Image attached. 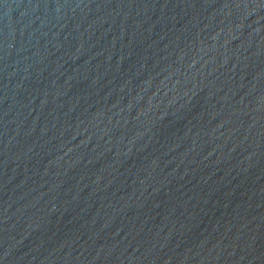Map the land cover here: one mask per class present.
<instances>
[{
    "label": "water",
    "instance_id": "1",
    "mask_svg": "<svg viewBox=\"0 0 264 264\" xmlns=\"http://www.w3.org/2000/svg\"><path fill=\"white\" fill-rule=\"evenodd\" d=\"M0 264H264V0H0Z\"/></svg>",
    "mask_w": 264,
    "mask_h": 264
}]
</instances>
